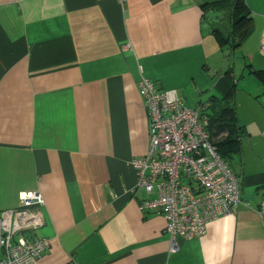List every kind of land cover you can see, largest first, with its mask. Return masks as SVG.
Masks as SVG:
<instances>
[{
	"label": "crops",
	"instance_id": "1",
	"mask_svg": "<svg viewBox=\"0 0 264 264\" xmlns=\"http://www.w3.org/2000/svg\"><path fill=\"white\" fill-rule=\"evenodd\" d=\"M244 3L232 48L205 0H0V211L41 193L39 264H264V0ZM142 76L189 106L230 101L241 127L229 164L246 198L176 251L129 166L148 146Z\"/></svg>",
	"mask_w": 264,
	"mask_h": 264
},
{
	"label": "built area",
	"instance_id": "2",
	"mask_svg": "<svg viewBox=\"0 0 264 264\" xmlns=\"http://www.w3.org/2000/svg\"><path fill=\"white\" fill-rule=\"evenodd\" d=\"M259 50L264 54V31ZM137 83L149 118L148 146L129 166L138 187L157 192L138 208L165 217L171 250L176 251L178 238L202 236L210 220L231 214L242 202L238 181L218 154L215 143L226 132L209 128L208 102L189 106L175 90L159 89L145 76ZM43 205L41 193L30 190L18 194L15 207L0 211V264H39L50 244L34 235L44 224ZM257 212L264 219V198Z\"/></svg>",
	"mask_w": 264,
	"mask_h": 264
},
{
	"label": "trees",
	"instance_id": "3",
	"mask_svg": "<svg viewBox=\"0 0 264 264\" xmlns=\"http://www.w3.org/2000/svg\"><path fill=\"white\" fill-rule=\"evenodd\" d=\"M207 11L226 12L227 18L230 21V26L224 32L220 28L212 30L220 43L230 44L234 46L241 43V40L251 31V18L246 11L244 0H205L204 4ZM262 71H256L261 73ZM209 106L207 115L209 116V128L215 132L225 131L226 136L217 140L215 145L218 154L224 159L229 167V159L233 157L239 150V140L241 127L237 124L234 114V106L230 101L224 104L212 102ZM231 169V168H230Z\"/></svg>",
	"mask_w": 264,
	"mask_h": 264
},
{
	"label": "water",
	"instance_id": "4",
	"mask_svg": "<svg viewBox=\"0 0 264 264\" xmlns=\"http://www.w3.org/2000/svg\"><path fill=\"white\" fill-rule=\"evenodd\" d=\"M225 16H226V12L224 10H221V11H217V12H211L210 11L207 13L206 17L210 23L218 25L219 28L225 32L227 27L222 26L223 25L222 21H220ZM240 197L242 199L246 198V196H240Z\"/></svg>",
	"mask_w": 264,
	"mask_h": 264
},
{
	"label": "rangeland",
	"instance_id": "5",
	"mask_svg": "<svg viewBox=\"0 0 264 264\" xmlns=\"http://www.w3.org/2000/svg\"><path fill=\"white\" fill-rule=\"evenodd\" d=\"M177 94V93H176Z\"/></svg>",
	"mask_w": 264,
	"mask_h": 264
}]
</instances>
